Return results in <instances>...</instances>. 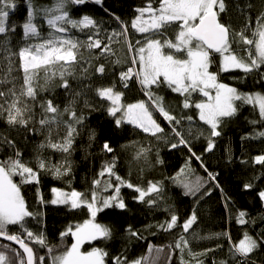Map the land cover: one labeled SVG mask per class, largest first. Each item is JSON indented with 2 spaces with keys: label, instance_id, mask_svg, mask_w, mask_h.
I'll return each instance as SVG.
<instances>
[{
  "label": "trees",
  "instance_id": "trees-1",
  "mask_svg": "<svg viewBox=\"0 0 264 264\" xmlns=\"http://www.w3.org/2000/svg\"><path fill=\"white\" fill-rule=\"evenodd\" d=\"M14 2L16 9L10 13L9 22L17 25L16 31L9 32L7 36L0 34V42L8 39L10 44L6 47L11 53H17L10 55L5 48H0V91L4 92L14 86L19 91L23 84L24 72L18 56L20 48L26 44L42 43L49 38V33L53 32V29L48 27L46 19L38 15L34 23L38 26L40 36L25 41L22 25L27 17L28 0ZM33 2L37 7H52L55 0ZM146 4L147 0H102V4L97 5L94 0H88L83 5H68L72 19L79 20L88 15L97 21V26L80 30L66 25L68 28L66 33H57L59 36L80 41L81 44L74 50L78 63L72 67L73 75L66 77L70 84L69 89L61 86L62 80L58 74L46 82L43 68L36 70L34 84L38 91V101L51 99L61 110L71 101H76L75 111L78 116L83 117V123L76 126L79 134L75 136L71 155L48 147H40L41 144H47L48 133L41 129L38 123L42 116L38 104L34 106L35 119L27 127L10 126L5 119L0 118V160L15 158V153L19 151L23 160L38 171L39 183H21L18 175L12 179L20 186L27 209L36 214L34 217L25 218V227L36 234L43 233L48 247L54 249L49 254L46 247L26 240L37 256L45 257L46 264H51L52 256L62 253L74 242L71 235L61 239L60 234L69 225L82 224L90 218L86 208L72 209L70 204H52L51 201L54 199L52 189L68 192L76 190L86 193L90 198L93 180L100 178L98 174L102 168L113 159L114 172L125 181V184H119L115 176L105 174L101 178V185L95 190L104 198L115 195L114 187L103 191L104 186L110 181L113 186L120 187L119 196L126 207L124 209L110 207L99 212L96 222L111 229V238L92 241L83 246L84 252L91 251L93 247L104 249L108 253L105 258L106 264H112V258L116 256L126 257L128 261L142 256L149 259L158 256L157 264H169V255L170 264H180L181 256L195 264L188 254V249L181 252L175 248V242L180 235L188 239L189 247L194 253L200 254L206 249H211L206 255L199 257L203 264H213L214 261L215 264H219L221 260H228L229 264H234L229 252L232 244H238L245 233L253 238L264 235V201L259 197V193L264 191V165L256 163L254 159L256 156L264 155V137L258 135L264 132V122L260 121L258 109L252 105L239 107L234 116L222 118L217 129L220 135L211 136L210 126L199 119V110L194 107L195 103L206 100V97L199 92L191 93L192 107L185 109L183 107L185 96L173 92L167 85H161L159 88L153 86L154 95L163 97L164 107L177 119L183 118L177 129L188 142L187 146L179 145L172 148L171 144L178 143L179 138L171 132V126L158 113H154V118L164 129L163 133L158 134L161 137L159 139L133 124L125 122L117 126L116 118L110 116L107 111L110 102L97 95V88L114 84L115 90L123 93L124 105L138 101L151 103L134 75L126 81L128 86L124 87L125 82L121 81L120 73L133 66L132 58L136 53L129 51L125 36L113 37V32L121 31L123 22L128 26L127 39L133 45V49L137 48L136 41H143L145 34L132 29L131 22L138 15L136 9ZM225 4L226 11L219 15L221 23L230 26V31L239 32L251 20V28L245 34L253 38L251 29L256 27V18L264 13V0H225ZM175 29H168L166 33L168 38L175 36L172 32ZM95 32L104 35L102 36L105 43L92 51L86 43L88 37H93ZM119 39L120 43L108 47V50H115L112 55L104 50L107 42L113 43ZM233 48L245 59H247L245 48H250L255 55L254 45L233 44ZM219 64L220 56L214 54L209 70L219 73V82L228 84L241 93L264 94V79L260 78L257 71L247 74L239 69L219 72ZM101 65L104 67V73L97 71ZM136 67L139 70L138 64ZM58 68L59 65L50 68L49 71L58 72ZM188 116L192 117L191 121L187 120ZM63 118L67 120V114ZM252 121L258 122L253 124ZM93 132L95 137L90 139ZM65 134L61 129L59 136L54 132L51 139L56 141ZM210 140L213 147L208 150ZM7 141L12 143L9 144ZM105 143L113 149L112 152L104 150ZM141 149H144L145 153L137 159V153ZM192 153H195V156ZM196 156L200 159H196ZM37 157L45 159L50 165L66 167L70 164L71 171L68 175L58 178L51 168L39 170ZM181 169L184 170V177L188 181L194 182L197 177L201 178L203 186L195 196L185 195V189L172 179ZM209 173L215 176L214 180L210 179ZM150 181L159 182L162 187L158 197L153 193L151 197L145 198V201L155 199L157 201L155 205L138 201L135 199L138 196L135 188L126 186L127 183H131L146 189ZM248 184L252 187L246 188L245 185ZM205 192L208 194L201 195ZM241 211L246 213L245 224H239L236 219ZM193 212L197 220L187 233L183 232L180 226L170 231H164L159 227L170 221L172 214L179 217L178 224L182 225ZM129 226L142 238L130 235ZM8 231L9 234L22 233L19 225H9ZM192 233L200 238L194 239ZM224 233L231 237V241L223 235ZM150 244L163 251L158 254L154 248L149 253ZM5 245L22 253L15 245L0 240V251H5L10 258L12 253L4 247ZM248 259L249 264H264V245L249 254Z\"/></svg>",
  "mask_w": 264,
  "mask_h": 264
},
{
  "label": "snow or ice",
  "instance_id": "snow-or-ice-1",
  "mask_svg": "<svg viewBox=\"0 0 264 264\" xmlns=\"http://www.w3.org/2000/svg\"><path fill=\"white\" fill-rule=\"evenodd\" d=\"M87 2L88 0H55L52 7H37L33 0H28L27 17L22 25L25 41L40 36L38 26L34 23L38 15L46 19L48 27L53 29V32H50L49 38L42 43L26 44L20 48L18 56L22 61L24 76L19 91L16 90L15 86L7 92L0 91V118L5 119L10 126L27 127L35 119L34 106L38 104L42 110V116L38 123L41 129H45L48 133L47 144H41L40 147H48L68 155H71L75 136L79 134L76 126L83 123V117L78 116L75 111V100L71 101L63 110L58 105H54L51 99L38 101V91L34 84V77L36 70L43 68L46 74V82L58 74L62 80L61 86L65 89L70 88L66 77L73 75L72 67L78 63L77 54L74 50H77L81 44L80 41L59 36L57 33H66L68 31L66 25L80 30L97 26V21L88 15L79 20L72 19L70 16L68 5H83ZM94 2L97 5L102 4V0H94ZM154 4H158V6H154ZM15 9L16 3L14 0H0V34L7 36L9 32L14 33L16 31L17 25L14 22H9L10 13ZM225 11V0H147L146 6L136 9L138 15L131 22L132 29L145 34L143 41H136L138 47L135 49L127 39L128 26L121 22V32L114 33V35L126 37L129 51H135L136 53L132 58V65L138 64L139 70L129 67L127 71L120 73V79L125 82L124 87H127L126 81L134 75L151 103L138 101L124 105L122 103L123 93L116 91L114 84L97 88V95L101 99L110 102L107 111L110 116L116 118L115 123L117 126L125 122L133 124L145 133H150L159 139L161 137L158 134L163 133L164 129L154 118V113H158L171 126V132L179 138L178 143L171 144V147L187 146L188 142L183 138L181 131L177 129L183 118L177 119L173 116L164 107L163 97L156 96L152 92L153 86L159 88L161 85H167L173 92L185 96L183 103L185 109L192 107L190 103L191 93L199 92L207 98L202 102L195 103L194 107L199 110V119L210 126L211 136H219L220 132L217 129L222 122V118L234 116L239 107L243 105H252L258 109L260 121L264 122V94L241 93L236 88L219 82V73L209 70L213 63V55L219 54V72L239 69L247 74L257 71L260 78L264 79V68H262L264 66V13L256 18V27L251 29L252 37L256 38L253 39L245 34L251 28V20L245 24L241 31H230V26L221 23L219 20L220 13ZM117 19L119 20V18ZM174 25L177 30L174 39H170L166 33ZM8 44H10V41L5 39L0 42V48H5L10 55H17V53H11V50L6 47ZM233 44L254 45L255 55H253L250 48H245L244 51L247 53V59H245L237 54ZM86 46L89 49L100 48L101 42L89 36ZM104 50H108L107 46ZM57 65H59L58 72L49 71L50 68H56ZM97 71L104 73V67L101 65ZM30 101L31 103H29ZM85 103L87 102L85 101ZM118 113H120L119 116H117ZM65 114H67V120L63 118ZM187 120L191 121L192 117L188 116ZM257 122L252 121L253 124ZM61 129L66 134L62 138L53 141L51 139L53 133L55 132L59 136V130ZM258 135L264 137V132H260ZM94 137L95 133L93 132L90 139H94ZM7 142L12 143L11 141ZM103 147L107 152L113 151L108 143H105ZM212 147L213 144L210 140L208 150H211ZM189 151L191 152V148H189ZM144 153L145 150L141 149L136 158L139 159ZM192 155L195 156V153H192ZM196 159L199 160L200 157L196 156ZM254 159L256 163L264 165V155L256 156ZM65 160L67 161V157H65ZM37 168L39 170L51 168L58 178L68 175L71 171L70 164L66 167L63 165H50L41 157H37ZM114 168L115 159L111 163L105 164L98 174L100 178L93 180V190L90 198L86 193L76 190L68 193L60 189H52L55 194V198L51 201L52 204L70 203L72 209L86 208L90 218L82 224L69 225L60 234L61 239L71 235L74 242L62 253L52 256L51 264H106L105 258L108 253L104 249L93 247L91 251L82 252L81 247L86 242L91 243L92 241L111 238V229L96 222L99 212L110 207L120 209L126 207L123 199L119 196L120 187L113 186L110 181L104 186L103 191L114 187L115 195L104 198L95 190L101 185V178L105 174L110 177L115 176V180L119 184H125V181L115 174ZM17 175L21 178V183H39L38 171L29 166V162L23 160L19 151L15 153V158L8 157L6 160H0V237L15 242L23 252L21 253L5 245L4 247L12 253V256L10 258L5 251H0V264H46L45 257L37 256L26 240L39 244L41 247H46L49 254L54 249L48 247L43 233L36 234L25 227V218L34 217L36 214L27 209L20 186L13 182L12 177ZM209 177L212 180L215 179L212 173H209ZM172 179L185 189V195L195 196L203 186L199 177L194 182L188 181L184 177L183 169ZM126 186L135 188L138 193L135 199L149 205H155L157 201L151 198L145 201V198L151 197L153 193L158 197L162 191L159 182L153 183L150 181L146 189L136 187L131 183H127ZM245 187L250 188L252 185L248 184ZM205 194L208 193L205 192L201 195ZM259 197L264 201V191L259 193ZM43 202V198H41V203ZM245 216V212H239L236 217L237 222L239 224L247 223L244 219ZM196 220L197 216L193 212L182 225H179V217L172 214L170 221H166L159 227L164 231H170L180 226L183 232L187 233ZM9 225H19L22 233L9 234ZM128 231L130 235L142 238L130 226ZM223 235L231 241V237L227 233ZM192 236L194 239L200 238L195 233H192ZM261 245H264V235L253 238L245 233L244 238L238 244L231 245L229 249L230 258L234 264H249V254ZM218 247L220 246L218 245ZM154 248L155 246L150 244L148 246L149 253ZM175 248L180 249L181 252L188 249V254L195 261V264H203V260L199 257L211 251V249H206L204 253L200 254L192 252L188 239L183 235H180L175 242ZM155 251L159 254L163 250L155 248ZM158 258L157 256L149 259V257L142 256L139 259L128 261L126 257L116 256L112 258V264H157ZM168 260L170 264L171 255H169ZM180 264H191V261H186L181 256ZM213 264H215V261ZM219 264H229V261L221 260Z\"/></svg>",
  "mask_w": 264,
  "mask_h": 264
},
{
  "label": "rangeland",
  "instance_id": "rangeland-1",
  "mask_svg": "<svg viewBox=\"0 0 264 264\" xmlns=\"http://www.w3.org/2000/svg\"><path fill=\"white\" fill-rule=\"evenodd\" d=\"M145 18H147V17H145ZM174 28H176V26H173V27L170 28V29L172 30V29H174ZM176 30H177V29H175V30L172 31V32L175 34ZM117 32L120 33L121 31H118V30H117V31L113 32V35H114V33H117ZM127 34H128V33H127ZM102 35H103V34H101L100 32H95V34L93 35V39H94V40H96V39L100 40L101 45L105 43V42H104V38H103L104 35H103V36H102ZM119 36H120V35H114L113 37H119ZM171 39H174V36H171ZM125 41H126V40H125ZM120 42H121L120 39L117 40V41H115V42H113V43H108V42H107V49H108L109 46H112V44H117V43H120ZM91 50L94 51L95 48H91ZM108 51L110 52V55H112L113 51H115V50H114V49L106 50V52H108ZM132 67H134V69L137 70L136 65H135V66H132ZM119 115H120V113H118V116H119ZM62 191H63V190H62ZM64 192H68V191H64ZM68 193H70V192H68ZM54 198H55V194H54ZM69 204H70V203H69ZM86 243H87V242H86ZM84 244H85V243H84ZM84 244H83L82 247H81V251H82V252H84V251H83V246H84Z\"/></svg>",
  "mask_w": 264,
  "mask_h": 264
},
{
  "label": "water",
  "instance_id": "water-1",
  "mask_svg": "<svg viewBox=\"0 0 264 264\" xmlns=\"http://www.w3.org/2000/svg\"><path fill=\"white\" fill-rule=\"evenodd\" d=\"M219 20H220V16H219ZM220 22H221V21H220ZM0 240H2V241H4V242H7V243H10V244H13V245H15L16 247H18V248L20 249L19 245L16 244L15 242H13V241H8V240L4 239L3 237H0ZM30 247H31V246H30ZM20 250L23 252L22 249H20Z\"/></svg>",
  "mask_w": 264,
  "mask_h": 264
}]
</instances>
